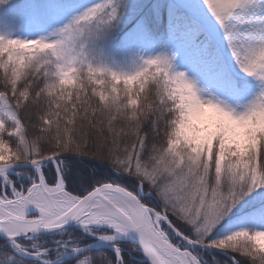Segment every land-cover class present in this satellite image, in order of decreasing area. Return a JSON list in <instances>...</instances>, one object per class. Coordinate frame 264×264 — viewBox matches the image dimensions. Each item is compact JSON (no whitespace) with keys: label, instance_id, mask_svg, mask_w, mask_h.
<instances>
[{"label":"snow or ice","instance_id":"6c2138e0","mask_svg":"<svg viewBox=\"0 0 264 264\" xmlns=\"http://www.w3.org/2000/svg\"><path fill=\"white\" fill-rule=\"evenodd\" d=\"M0 264H264V0H0Z\"/></svg>","mask_w":264,"mask_h":264}]
</instances>
